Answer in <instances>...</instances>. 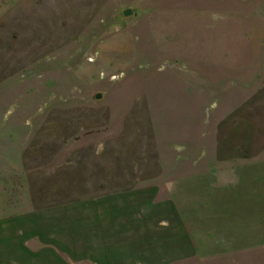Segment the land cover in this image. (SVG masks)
Masks as SVG:
<instances>
[{"label":"rangeland","instance_id":"rangeland-1","mask_svg":"<svg viewBox=\"0 0 264 264\" xmlns=\"http://www.w3.org/2000/svg\"><path fill=\"white\" fill-rule=\"evenodd\" d=\"M117 2L88 23L55 25L46 42L43 25L31 41L29 25L16 23L19 0H0V123L2 112L4 123L13 112L26 117L16 120V140L5 133L7 143L44 149L56 127L50 118L73 124L71 113L83 112L92 127L55 142L51 163L46 152L39 155L37 168L51 179L67 159L82 151L86 159L97 145L113 143L131 108L140 115L137 101H145L154 151L144 150L149 137L139 129L143 151L131 156L150 167L138 165L134 175L149 170L150 177L134 190L152 189L155 203L175 202L195 251L182 264H264V0ZM122 33L133 38L135 56L128 63L120 55L125 62L117 68L102 52ZM26 159L23 166L35 165ZM5 181L0 218L13 211L37 218L64 213L71 203L63 195L79 191L58 184L59 196L39 199L42 210L31 211L25 178L7 172ZM50 219L45 237L63 239L61 216Z\"/></svg>","mask_w":264,"mask_h":264},{"label":"crops","instance_id":"crops-1","mask_svg":"<svg viewBox=\"0 0 264 264\" xmlns=\"http://www.w3.org/2000/svg\"><path fill=\"white\" fill-rule=\"evenodd\" d=\"M121 1H123L122 6H125L127 0ZM18 4L15 6L16 23L29 25L31 41H36L38 27L43 25L45 35L42 36L46 42L47 40L51 42L57 24H85L96 17L102 8L119 6L116 0H19ZM21 17H28L29 20L22 22L19 20ZM24 38L26 36L22 32L19 40L24 42ZM51 45L50 43L49 46ZM29 49L31 51L32 48ZM107 49L102 52V56L110 55L109 57L116 61L117 68L124 66L125 62L122 58L118 59L120 55H127L131 59L128 63H131L135 56L134 41L130 34L122 33L109 39ZM47 53L48 49L44 54ZM140 102L142 104L140 115H133L134 111L131 108L132 111L128 112L123 121L122 132L113 143L97 145L86 159V151H82L84 152L82 155L77 154L74 158L67 159L61 167L55 168V174L51 179H47L49 170H38L36 164L39 155L46 152V163H51L59 147L58 143L53 146L55 142H59L66 135H71L77 129L80 131L92 127L91 122H85V115L80 111L71 113L74 119L73 124L67 125H64L65 121L57 116L50 115L51 121L54 120L56 123L53 132L46 135L50 144L47 143L44 149L40 150L35 144L34 147H28L23 151L21 146L7 143L6 132L11 131L16 140L19 134L16 120L26 117L13 112L9 114L12 115L11 121L4 123L6 114L2 112L0 195H6L7 172H12L13 177H18L19 181L25 178L29 186L26 194L29 195L31 211L42 210V208L38 209L41 204L38 202L39 199L59 196L54 195V187L58 184L77 185L79 191L76 194L70 192L71 195H63L62 198L71 203L67 205L64 213L61 210L59 211L61 213H52L43 218L33 217L32 213L23 215L19 211L8 213L9 218H6L4 216L6 214L2 213L0 264H182L184 261L192 262L195 258L194 246L187 236L181 212L176 208L175 202L165 200L155 203L153 201L156 195H151L152 189L134 190L136 182H144V179L150 177L149 170L134 175L135 168L139 165V168L149 169L150 166L147 161H144L145 159H134L131 154L143 151L141 148L143 136L149 137L145 139L148 145L144 150L154 151L149 134V111L145 107L146 102L139 100L137 104ZM93 117L95 122L97 117L96 115ZM100 124H106L105 120L98 125ZM139 129H141L142 137L136 138ZM26 158L35 165L23 166V163L27 161ZM90 176L97 180H87ZM13 185H16V182ZM60 216L61 223L67 227L66 236L64 235L63 239H53L51 236L46 238L44 233L47 225L45 228L44 224H48L50 218L52 221L54 219L58 221ZM47 233L46 235L49 236Z\"/></svg>","mask_w":264,"mask_h":264},{"label":"water","instance_id":"water-1","mask_svg":"<svg viewBox=\"0 0 264 264\" xmlns=\"http://www.w3.org/2000/svg\"><path fill=\"white\" fill-rule=\"evenodd\" d=\"M131 15V11L130 10H125V11H123V13H122V16L124 17V18H127V17H129ZM100 98V95H96L95 96V99H99Z\"/></svg>","mask_w":264,"mask_h":264}]
</instances>
